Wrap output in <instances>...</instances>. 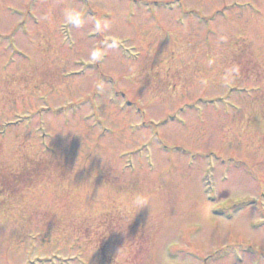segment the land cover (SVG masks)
Instances as JSON below:
<instances>
[{
	"label": "rangeland",
	"instance_id": "374dc122",
	"mask_svg": "<svg viewBox=\"0 0 264 264\" xmlns=\"http://www.w3.org/2000/svg\"><path fill=\"white\" fill-rule=\"evenodd\" d=\"M0 31V264H264V0H0Z\"/></svg>",
	"mask_w": 264,
	"mask_h": 264
},
{
	"label": "clouds",
	"instance_id": "9594fccd",
	"mask_svg": "<svg viewBox=\"0 0 264 264\" xmlns=\"http://www.w3.org/2000/svg\"><path fill=\"white\" fill-rule=\"evenodd\" d=\"M63 23L68 24L71 23L73 26L79 28L87 23L85 19V14L83 8H76L73 6L66 7L63 11ZM98 30H103L107 27V25H101L99 22L96 25ZM94 59L96 57H93ZM136 203L138 205H145L147 200L145 197L140 196L137 198Z\"/></svg>",
	"mask_w": 264,
	"mask_h": 264
}]
</instances>
